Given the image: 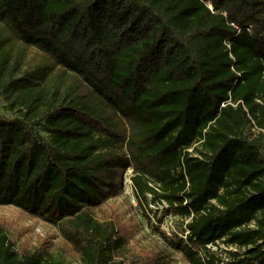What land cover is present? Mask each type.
<instances>
[{"label": "trees", "instance_id": "1", "mask_svg": "<svg viewBox=\"0 0 264 264\" xmlns=\"http://www.w3.org/2000/svg\"><path fill=\"white\" fill-rule=\"evenodd\" d=\"M0 23L60 69H0V206L55 226L79 264H131L94 213L131 168L140 203L188 220L170 245L189 264H264V0H0ZM13 234L0 217V264H71Z\"/></svg>", "mask_w": 264, "mask_h": 264}, {"label": "rangeland", "instance_id": "2", "mask_svg": "<svg viewBox=\"0 0 264 264\" xmlns=\"http://www.w3.org/2000/svg\"><path fill=\"white\" fill-rule=\"evenodd\" d=\"M38 67L49 69L53 76L60 73L55 62L46 54L23 44L0 23V69L5 80L19 78ZM13 116L14 113L8 109L6 97L0 94V117ZM41 134L47 138L43 132ZM115 189L117 195L110 196L103 207L94 213L102 220L106 218L115 221L120 234L128 237L124 251L126 262L149 264L152 258H161L171 264H189L182 252L170 245L171 242L179 245L180 241L186 240L188 220L168 214L167 204L153 202L151 196H148V201L140 203L133 188L131 168L121 175ZM0 217L11 222L13 237L20 249H30L39 240L51 237L52 251L65 256L71 264H79L78 256L62 239L55 226L13 206H0Z\"/></svg>", "mask_w": 264, "mask_h": 264}, {"label": "built area", "instance_id": "3", "mask_svg": "<svg viewBox=\"0 0 264 264\" xmlns=\"http://www.w3.org/2000/svg\"><path fill=\"white\" fill-rule=\"evenodd\" d=\"M207 248L213 252H219L221 257H223L225 260H227V251H235V248L233 246L228 247L221 241H217L214 244H209L207 245Z\"/></svg>", "mask_w": 264, "mask_h": 264}]
</instances>
